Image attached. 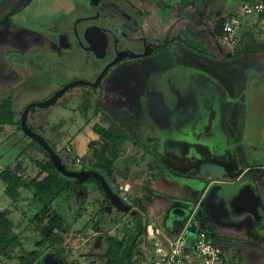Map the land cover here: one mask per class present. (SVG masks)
<instances>
[{
	"label": "rangeland",
	"instance_id": "obj_1",
	"mask_svg": "<svg viewBox=\"0 0 264 264\" xmlns=\"http://www.w3.org/2000/svg\"><path fill=\"white\" fill-rule=\"evenodd\" d=\"M0 1V102L11 100L18 123L21 113L28 107L50 102L56 97L55 105L43 109L35 108L29 112L28 127L55 147L69 170L102 175L100 172L103 171L97 163L94 162V165L92 163L93 149L89 147L92 143L96 144L95 148L103 146L101 137L96 134L94 128L109 126L103 123L101 117L108 123L117 122L113 116V109L123 104L132 105V92L130 93L132 85L126 88L118 85L115 88L106 81L101 82V74L106 61L114 57L115 51L135 50L144 53L145 41L134 38L137 37L136 27L140 21V18L135 16L136 11L123 0H86L89 7L85 6V0ZM212 1L181 0L176 4L172 2L173 11L177 10L180 14L194 19L201 17L202 13L206 16L213 13L214 18L209 16L208 21L214 26L224 12L216 15L215 11L222 9L223 2ZM239 11L240 15L243 11L241 9ZM123 12L126 16L122 15ZM202 25L203 23L199 24L200 27ZM95 29L108 39V49H105V52L103 50L97 53L91 48L80 47V43L88 46L87 34L91 30L95 33ZM65 38L68 39L72 51H62L58 48ZM180 41L188 45L193 42L199 46L198 48L202 47L203 51L206 49L205 53H207L205 54L207 57L200 54L193 55L181 46H172L173 51L187 56L185 62L201 72L212 75L226 72L231 77L233 75L238 84L244 77L243 70L251 68L258 60L255 56L235 55L229 60L230 53L225 59L220 53L208 48L210 46L208 41L202 38L197 40L196 37L193 39L187 33L180 37ZM163 44L168 48L172 42L166 41ZM173 44L175 45L174 42ZM215 79L217 80L216 77ZM230 79L226 77L227 82ZM97 101L102 107V116L96 112ZM86 103L90 105L85 116L83 110ZM234 106L225 125L228 132L239 135L242 119L245 122V114H241L242 119L238 118V108ZM134 110L135 107H131L132 114ZM106 133L111 134L116 142L120 140L123 143L124 151L119 155L122 160L118 166L113 164L111 167L113 174L111 179L113 180V177L117 179L118 185L113 186L123 200L127 199L126 203L130 211L120 212L107 204L104 193L91 177L84 179L88 187L86 196L82 193L75 194L73 184L65 197L59 198L54 205L68 221L71 230L78 235L79 243L73 251L74 257H78L80 253L89 256L93 240L99 237L93 229L100 223L103 231L100 236H103L105 241L124 240L128 232L132 231L136 219L141 216L146 219L148 217L156 227L164 230L163 219L155 215L157 210L167 203V199L171 201L170 198H180L187 194L188 187L182 188V185L176 179L167 176L161 167L156 170L151 169L154 165L150 166L148 160L152 159L153 153L150 147L141 144L140 138L131 135L126 137L108 130ZM29 147L40 152L37 154L30 152L27 150ZM249 150L251 157L258 164L261 163L264 170V162H262L264 161V127L260 131L259 139L256 143H252ZM105 156H108L107 152ZM137 156L143 161V166L140 163L131 164L130 158L137 159ZM240 158L243 162L242 155ZM32 159L42 160V150L24 134L22 129L6 126L0 130V175L6 167H13L18 162L25 169L26 174L33 177L37 174V169ZM118 167L122 169L120 172L117 171ZM257 172L255 170L252 173ZM46 177L44 174L40 180ZM252 177H245L242 184H255L256 179ZM156 179H160V182L165 184V188L161 191L155 185L152 189V182ZM136 184L141 187L133 189V185ZM241 186L238 184L236 187L222 185L209 187L206 197L202 200V210L206 214L204 216L206 228L211 240L219 247L226 248L230 256L239 257L247 264H264V183L258 181L254 186L256 201L260 207L259 218L238 214L233 209L235 191L237 193ZM149 188L157 191V194L153 196L147 193V197H144L145 190ZM4 190L5 186L0 181V214L7 215L13 222L14 232L19 237L23 252L18 251L13 259L0 264H20L21 258L29 263L31 262L29 254L33 252H38L42 256L54 255L55 251H50L48 246L42 248L37 246L41 237L31 222L42 207L34 201L32 193L20 190L22 196L19 201L14 202L5 195ZM188 199L192 201V198ZM142 200H145L144 205L147 206V201L153 208L152 210L147 206L148 215L145 216L137 204V201ZM103 210L106 216H103ZM202 214L203 212L198 211L199 222L202 220ZM106 262L107 260L102 264Z\"/></svg>",
	"mask_w": 264,
	"mask_h": 264
},
{
	"label": "flooded vegetation",
	"instance_id": "obj_2",
	"mask_svg": "<svg viewBox=\"0 0 264 264\" xmlns=\"http://www.w3.org/2000/svg\"><path fill=\"white\" fill-rule=\"evenodd\" d=\"M92 31L93 30L89 31L87 34L88 46L86 47V44L80 43V47L82 48L84 47L87 49L91 48L97 53H101L103 52V50L105 52V49H108V39L99 30L95 29V33H93ZM134 38H137L136 40L139 41L145 40L143 38H138V37H134ZM128 39L131 40V38L129 37ZM164 42H166V40H164ZM58 43L59 41L57 39V45ZM70 46L71 45L68 39L65 38L64 40H62V43L60 46H58V48L62 51L64 50L72 51V49H70ZM144 48H145L144 53H139L136 52L135 50L115 51L114 57L106 61L103 73L101 74L102 76L101 82L106 81L108 84L113 85L115 88H117L116 86L118 85H122L121 88H126L127 86L131 87L132 85V89L130 91V93L132 92L131 95L132 105L129 106L127 104H123L113 109L114 110L113 116L117 121L116 123H108L106 120H104L103 117H101L103 123L109 125L108 127H102V129L105 130L106 132L107 130L109 132L114 131L116 132V134L125 135L126 137L131 135L140 138L141 144L144 145L145 147H150L153 153V155L151 154L152 159L148 160L150 166L154 165L151 166V169L156 170L158 167H161L167 176H169L170 178L174 177L179 180L182 179L185 181H189L188 179H186V178H190L187 175L188 170L185 169V167L187 166L185 163L168 158L166 152H164L162 149H159L158 144L161 140L169 148L170 146L172 147L176 145V147L178 146L179 148H181L180 146H182L181 149L183 150H186L184 149L186 148V144L184 145L182 142L179 141L183 140V138L185 137H190V136H193L197 140H202L207 142L215 141L223 147L228 143L230 144L231 147H234L235 145L237 146L239 145L242 148L243 154L246 156V158L247 157L250 158L251 153L249 149H251L252 143H256L257 140L259 139L260 131L264 127V122L261 119L259 120L258 118H254L255 120L254 122L257 123L255 126L258 127L257 128L258 133L255 134L254 131H249L248 129L249 118L245 105L246 102L245 97L242 96L243 102H241L245 109V113H244L245 122L243 121V125L241 128V134H240L241 139L236 143L231 144L224 129V116L226 110L225 108L228 102L225 100V95H226L225 92L219 86L220 83L214 78L211 79L203 75L201 72H199V70L195 69L193 66H190L186 63L183 64V61H181V59L177 61L174 54L171 53L166 54L167 51H165L164 49L160 50L161 49L160 46L159 48L156 49V51L151 53H147L146 46ZM161 60H163L164 63H162ZM116 61L119 62L117 63ZM138 67L144 71L146 76L143 86H142L141 76L137 72ZM114 70L116 71L113 73ZM169 72L175 74L176 73L180 74V72H183L190 75L192 78L191 84L189 85L188 83L180 84L181 90L179 92H175V90L170 87V90L175 93L174 95L175 98L173 100L170 99V101L166 99L163 100L162 93H158L155 90V86H154V83H156L160 87H164V83H165L164 79L166 76H168L167 74ZM99 101H97V103L95 104H98L97 109H99L98 112L102 116L103 115L102 107ZM131 107H135L133 114L131 111ZM146 134L153 135L154 136L153 139ZM156 135H160L161 137L155 138ZM133 147L135 149V145H133ZM99 149L100 147L95 148V146L93 148V154H92L93 165L94 162L97 163V160L95 158V152H97V150ZM123 151L124 150L122 148L119 152V155L123 153ZM231 152H232V156L229 161L233 165V170L237 171L239 156L234 150H232ZM130 159H132L131 164L132 163H134V165L138 163H140V165L143 164V161L140 158H138V156L137 159L133 157H131ZM120 160H122V158L117 159L114 162V165L117 164L118 166ZM255 163L258 164L256 160ZM155 164L157 166H155ZM259 164L261 165V163ZM121 170L119 167L117 168V171L120 172ZM198 171L200 170L195 168L194 171L191 172L196 173ZM173 172L176 173L177 175H174ZM208 172H212V171H208ZM252 172H251L253 176L252 178H255L256 180L260 179L261 177H264L263 168L259 169L257 173H252ZM205 173L207 172L205 171L203 172L204 177H206ZM100 174H102V176L105 178V180L110 185L113 192L118 196V198L121 199L120 195H118V192L115 190V187L113 186L115 184H111L112 179L109 177V175L106 172L103 173L100 172ZM87 178L88 177H86L85 179ZM159 180L160 179H156L155 181L153 180L154 182H152L153 185L152 189H154V185H155L157 189H159L160 191L162 190L160 189V187H158ZM190 182L197 183V181L195 182L190 181ZM198 182H199V187L207 186L209 184L208 182L202 180ZM240 184L243 185L242 183ZM251 184L255 186L254 183ZM98 185L99 187H102L99 183ZM136 187L140 188L141 186L136 184L133 185L132 188L135 189ZM152 189L149 188V190H145L146 193L144 197H147V193L153 196L156 195L157 191H154ZM105 199L107 200L106 195H105ZM107 202L111 206L108 200ZM138 202L139 201H137V204L139 206H145L146 208L147 206L148 207L150 206V204L147 201H146L147 206L144 205L145 200L139 202L141 204H139ZM125 204L128 205V203ZM238 214L251 215L248 213H238ZM184 216L185 214L181 211L177 213L170 211L167 215V221L169 222L173 221L175 225L177 224L176 228H178L181 224H183L186 221V220L181 221L184 218ZM164 222L166 223V221ZM97 226L93 230H95ZM95 234H98L99 237L93 240L89 254L93 257V259L99 256H105L107 249L105 239L103 238V236H100L101 233H95ZM95 251L97 253H94ZM121 257L119 258L117 264L120 263Z\"/></svg>",
	"mask_w": 264,
	"mask_h": 264
},
{
	"label": "trees",
	"instance_id": "obj_3",
	"mask_svg": "<svg viewBox=\"0 0 264 264\" xmlns=\"http://www.w3.org/2000/svg\"><path fill=\"white\" fill-rule=\"evenodd\" d=\"M212 2H216V0H213ZM258 4H263L264 6V0H223L222 9L216 12H224V14L214 25L213 36L215 41H220V38L223 35L224 25L229 18L239 17L240 9L243 10L246 7ZM209 16H212V14ZM209 16L202 13V16L198 18L209 19ZM256 17L258 23L263 22L264 12ZM244 21L245 20H242V32L245 26ZM195 37L192 36L193 39ZM191 44L195 45L193 42ZM241 46L243 47L240 48ZM237 49L238 51L235 54L236 56L262 53L264 52V42L258 41L254 32L248 34L244 33L241 34ZM89 105L90 104L88 103L84 105L85 110H83V115L85 116ZM34 109L35 108H32L30 111ZM98 111L99 109H97L96 112ZM23 113H21L20 119L18 123H16L17 116L11 100H4L3 102H0V130H3L6 126H13L22 129L21 118ZM94 130L96 134L101 137L103 142V146L95 152L97 166L103 172H106L111 178V176H113L111 167L119 158V152L123 147V143L120 140H117L116 142L113 136L106 133V131L100 126H96ZM34 144L41 148L43 156L42 160L32 159V162L37 169V174L30 177V175L26 174L25 169H23L20 163L17 162L15 166L5 168L4 172L0 175V181L5 186V195L14 202L20 200L22 196L20 190L32 193L34 201L39 203L42 207L31 222L32 226L41 237L37 246L40 248L48 246L50 251H55V254L42 256L38 252H33L29 254L31 262L27 263V260L21 258L19 259L20 264H44V261L47 259H58L64 264H102L105 260H107L105 264H117L121 256L126 258V264H156V258H154L153 254L154 246L147 241L149 218L147 217L146 219L142 216L136 219L132 231L128 232L123 241H118V239L106 240L107 249L105 256H99L93 259L91 255L84 256L80 253L78 257H74L73 251L79 243L78 235L71 230L70 224L65 217L55 209L54 204L59 198L63 196L65 197L66 193H68L73 184L75 186V194L82 193L84 196L88 193V187L85 185L84 180H69L60 175L57 172L50 155L37 142H34ZM48 144L51 145L49 142ZM95 145V143H92L89 147L93 149ZM51 147L56 152L55 147L53 145H51ZM27 150L35 152L36 154L40 152L39 150H35L31 147ZM106 152L108 155L107 157L105 156ZM56 154L59 155L57 152ZM44 174H46L47 177L40 180ZM91 179L96 181L98 184V181L95 178L91 177ZM111 184L118 185L115 177H113ZM99 189L101 192L105 193L102 187H99ZM139 207L144 216L148 215V211H146L147 208L145 206ZM102 214L106 215L105 210L102 211ZM204 216H206V214L203 211V217L199 225V230L206 232L210 236V233L206 228L207 223ZM144 219H146V222ZM94 231V233L103 232L101 223L98 224ZM210 241L214 243L211 239ZM147 248L149 249L148 251H146ZM18 251L23 252V249L19 244V237L14 232L13 222L7 215L0 214V263H5L7 260L9 261L13 259L14 254ZM146 252L149 253L146 254Z\"/></svg>",
	"mask_w": 264,
	"mask_h": 264
},
{
	"label": "crops",
	"instance_id": "obj_4",
	"mask_svg": "<svg viewBox=\"0 0 264 264\" xmlns=\"http://www.w3.org/2000/svg\"><path fill=\"white\" fill-rule=\"evenodd\" d=\"M123 1L126 4L131 5V8L136 11L135 16L140 18V21H138L139 24L136 27V34L138 38L145 39L144 41H145V46L147 48V53L156 51V49L159 48L160 46L161 47L160 50L164 49L165 51H167L166 54H169V53L174 54L177 61L181 59V61H183V64L186 63L192 66L190 63H187L184 61L186 60L185 57L187 56H183L182 54L173 51L172 46L174 47L181 46L183 47L184 50H186L190 54L192 53L193 55L200 54L202 56L207 57L205 55L207 53H205L206 49L205 51H203L204 49H202V47L198 48L199 46L192 45V44L188 45L187 43L180 41V37L186 33L190 35V37L196 36L197 40L202 38L203 40L208 41L210 43V46L208 48H210L215 53H220L221 56L225 57V59L228 57L230 53L231 55L229 56L230 57L229 60H231L232 57L238 51L237 47L233 49L227 48L222 43L215 41V38L213 36L214 26H211L212 23L208 21L209 19H200V18L194 19V18L188 17L187 15L185 16V15L180 14L177 10L173 11L174 9H173L172 2H175L176 4L180 2L181 0H161V1L160 0H123ZM216 1L218 2L220 1L221 3L223 2L222 0H216ZM76 2L78 1L76 0ZM85 6L89 7V3H87L86 0H85ZM216 12L217 11H215V13ZM209 14H213V13H209ZM217 14L218 13H216V15ZM122 15L126 16L125 12H123ZM211 18H214V16H211ZM134 22H137V21H134ZM200 23H203L202 27L199 26ZM244 25L245 26H244V30L242 34L244 33L248 34V33L254 32V34L257 37V40L264 42V21L261 23H258L257 17L254 16V17L247 18L244 21ZM260 32L262 33L260 34ZM164 40L170 41V43L172 42V45L171 46L169 45L168 48L166 47V45L163 46ZM173 42L175 43V45L173 44ZM240 56H255L258 59L257 63L254 64L251 68H245L243 70V76L245 78L243 77L239 81L240 84L236 82L233 75L231 77L230 74L226 72H222L221 74H217V75H212V74L199 71L203 75L207 76L208 78L215 79L216 77L217 81L220 83L219 84L220 88L226 94L225 100L228 103L225 108L226 110H225V116H224V129H225V132L231 144H234L241 139L240 133L238 135V134H235V132L234 133L228 132L226 125H225L227 117L232 107L236 105L234 107L238 108L237 110V113L239 114L238 118L242 119L241 114L245 113L244 106L241 103L243 102L242 93L244 92V90L248 88H252L254 85L257 90L264 89V52L258 53V54H248V55H240ZM161 62L164 63L163 60H161ZM226 77L231 78L229 82H227ZM241 125H243V119H242ZM229 147H230V150L231 149L234 150L239 156L238 158L239 163H238L237 171L233 170L230 172L228 170L218 168L216 166H207V167L201 166L199 168L200 171L196 173L190 172L191 174L188 175L192 179L208 182L210 185L205 186L204 189H202V187H199V182L192 183L190 182V180L183 182L184 180L182 179L179 180L174 177L172 178V179H176L177 182L180 185H182V188H184V186L188 188L186 189L187 194L184 197L170 198L171 201L167 199L166 201L167 203L165 205L160 206L159 209L157 210L155 215L161 216V218L163 219V222L166 221V223L164 222L165 223L164 232L166 231L171 234H174L177 231L176 230L177 224L175 225L173 221H170V222L167 221L168 213L174 208H181L182 210H184L186 209L188 202L193 203L199 200L200 202H197L198 206H196V208H198L197 214H198V211L203 212L202 200L204 199V197H206V193L208 192V189L211 185H218V186L222 185L223 187H229V186L236 187L238 184L242 183L245 177H248V176L252 177L251 172L253 170L259 171V169L263 167L260 164H256L255 159L253 157L246 158V156L243 154L242 148L239 145L238 146L235 145L234 147H231L229 144ZM240 155L243 156V159H244L243 162H241ZM204 171L205 172L212 171L214 173V177L213 178L204 177L203 176ZM174 175H177V174L174 173ZM258 181H261L264 183V177H261L260 179L255 180L254 182L258 183ZM243 185H246V184H243ZM252 186L254 187V185ZM158 187H160V189H163L165 188V184H162L159 180ZM235 195H236V191H235ZM189 197L192 198L193 202L188 199ZM158 198H161V196H158ZM149 207L152 208V206H149ZM202 217H203V214H202ZM149 222L153 223L152 221H149ZM223 249L226 251V248H223ZM226 254H227V258L230 259L231 261H234V262L241 261L239 257L230 256L228 252H226Z\"/></svg>",
	"mask_w": 264,
	"mask_h": 264
},
{
	"label": "water",
	"instance_id": "obj_5",
	"mask_svg": "<svg viewBox=\"0 0 264 264\" xmlns=\"http://www.w3.org/2000/svg\"><path fill=\"white\" fill-rule=\"evenodd\" d=\"M120 61V60H119ZM119 61H116L117 63ZM115 62V63H116ZM116 70L113 71V73ZM138 74L141 76L142 79V86L144 85L145 81V73L143 70H141L139 67L137 68ZM135 73V72H133ZM168 76L164 79V87H160L156 83H154L155 90L158 93H162L163 100H169L175 98V93L170 90V87L175 90V92H179L181 90L182 83H188L191 84L192 78L190 75L180 72V74H175L172 72H169L167 74ZM249 87V86H248ZM242 95L245 97L246 102V109L248 113V129L249 131H254L255 134L258 133V127L255 125L254 118H258L259 120H263L264 122V89L257 90L255 88V85L252 88L245 89ZM56 103V97L53 98L50 102L44 103V104H35L33 106L28 107L21 118V127L24 132V134L29 137L32 141L37 142L51 157L52 162L57 170V172L64 176L65 178L69 180H84L86 177H93L95 178L98 183L102 186L107 200L110 202L111 206L114 207L116 210L120 212H128L130 211V207L125 204L118 196L113 192L110 185L107 183L105 178L102 175H98L96 173L90 174L86 171H78L73 172L68 169V167L65 165L64 160L60 157V155H57L51 145L48 144L45 138L39 136L31 130L28 127L27 124V118L30 110L32 108L36 109H43L49 106H52ZM151 134V133H150ZM146 134L150 138L153 139V135ZM160 138V135H156L155 138ZM182 142L184 145L186 144V150L179 148L178 146H166L163 141L161 140L159 142V149H162L164 152H166V155L168 158L177 160L179 162L185 163L187 167H185L186 170H188L189 175L191 171H194L195 168L199 169L201 166H216L218 168H222L228 171H233V165L229 161L232 156V152L226 144L224 147L219 145L215 141H202L197 140L193 136L185 137L183 140L179 141ZM178 143V141H177ZM175 144V143H174ZM176 148V149H174ZM171 149V151H170ZM190 166V167H189ZM215 169V168H214ZM190 181H197L196 179H190L186 178ZM205 186L202 187L204 189ZM257 197H256V190L252 185H242L235 197L233 202V209L238 213H248L251 214L254 217H260V207L257 203ZM193 204V205H190ZM197 203H190L188 202L186 209L182 210L181 208H174L171 210V212H183L185 214L184 218L181 221H184L188 219L193 211L196 209ZM180 221V222H181ZM151 222H149L148 225H150ZM126 258L124 256L121 257L119 264H126ZM44 264H64L62 261L58 259H47L44 261Z\"/></svg>",
	"mask_w": 264,
	"mask_h": 264
},
{
	"label": "built area",
	"instance_id": "obj_6",
	"mask_svg": "<svg viewBox=\"0 0 264 264\" xmlns=\"http://www.w3.org/2000/svg\"><path fill=\"white\" fill-rule=\"evenodd\" d=\"M239 17L229 18L223 28L220 43L227 48L238 46L242 34V20L264 12L263 4L246 7ZM127 202V199L124 200ZM196 208L174 234L164 232L153 223L147 227V241L154 246L156 264H247L227 258L226 251L210 241L211 237L199 230Z\"/></svg>",
	"mask_w": 264,
	"mask_h": 264
},
{
	"label": "bare ground",
	"instance_id": "obj_7",
	"mask_svg": "<svg viewBox=\"0 0 264 264\" xmlns=\"http://www.w3.org/2000/svg\"><path fill=\"white\" fill-rule=\"evenodd\" d=\"M205 176L211 178V177H214V173L213 172H207V173H205Z\"/></svg>",
	"mask_w": 264,
	"mask_h": 264
},
{
	"label": "clouds",
	"instance_id": "obj_8",
	"mask_svg": "<svg viewBox=\"0 0 264 264\" xmlns=\"http://www.w3.org/2000/svg\"><path fill=\"white\" fill-rule=\"evenodd\" d=\"M121 200L124 202V200L121 198ZM124 203H126V202H124Z\"/></svg>",
	"mask_w": 264,
	"mask_h": 264
}]
</instances>
